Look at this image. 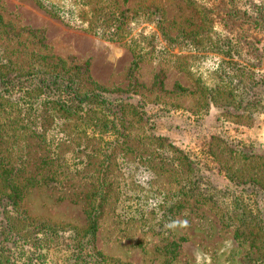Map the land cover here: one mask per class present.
Returning a JSON list of instances; mask_svg holds the SVG:
<instances>
[{
    "label": "rangeland",
    "instance_id": "rangeland-1",
    "mask_svg": "<svg viewBox=\"0 0 264 264\" xmlns=\"http://www.w3.org/2000/svg\"><path fill=\"white\" fill-rule=\"evenodd\" d=\"M115 1L132 31L109 42L33 0H0V61L123 102L130 135L109 155L119 136L84 134L73 119L66 141L54 130L44 141L5 106L0 190L18 178L17 212L59 238L84 231L88 196L107 192L93 242L106 264H264V102L244 106L264 88L245 90L254 78L242 71L264 76V0ZM50 249L47 264H68L67 249Z\"/></svg>",
    "mask_w": 264,
    "mask_h": 264
},
{
    "label": "trees",
    "instance_id": "trees-1",
    "mask_svg": "<svg viewBox=\"0 0 264 264\" xmlns=\"http://www.w3.org/2000/svg\"><path fill=\"white\" fill-rule=\"evenodd\" d=\"M33 1L45 13L59 19L67 26L84 29L106 41H121L131 35L132 17L129 16L128 10L115 0ZM136 46L141 50L139 44L136 43ZM242 71L249 74V78H254L253 82L250 81L244 87L245 90L264 88V76H258L250 69L243 68ZM75 80L77 79L74 77L58 73H21L10 64L0 61V111L5 106L17 108L19 112L23 110L29 118L28 121H24L25 126L43 130L36 134L44 141L46 132L50 130L56 131V136L60 135L57 138L66 141L65 129L73 119L76 121L71 125L84 134L91 130V133L99 134L102 131L103 135L108 133V137L118 135L120 139L111 143L105 142L108 144L105 150L110 148L109 155H116L122 151L117 149V145H125L130 138V135L122 133L128 130V127H125L122 122L123 117L120 116L127 105L123 102L110 103L99 92L81 94ZM260 102H264V99L258 95L248 96L244 106L252 105L250 108H254L253 106ZM98 124L100 127L97 126ZM59 143L53 142L54 145ZM86 146H89V143ZM167 147L171 148L173 153L177 151L171 144H167ZM1 170L7 171V168L5 162L0 160ZM200 175L202 176V173ZM17 179H6L9 182L7 195H3L7 193L6 189L0 190V264H47L48 257L52 253L50 248L67 249L69 254L65 261L68 264H106L93 242L99 220L105 212L101 204L108 198L107 192L94 191L88 196L92 197V200L89 205L87 204L84 212L88 221L84 231L80 234L61 231L59 238V231L51 230L48 223L29 219L21 215V211L17 212L15 202L11 198V193H17L15 187L23 188L22 182ZM196 180L198 178L194 179L193 183ZM262 218L263 215H260L258 220ZM42 227L45 228L44 231ZM260 227L264 232V223ZM52 236L59 239H54ZM61 238L65 240L61 242Z\"/></svg>",
    "mask_w": 264,
    "mask_h": 264
}]
</instances>
